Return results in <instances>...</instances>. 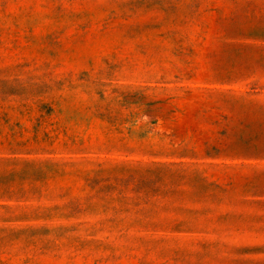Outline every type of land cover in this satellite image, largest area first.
I'll return each mask as SVG.
<instances>
[{"label":"rangeland","instance_id":"374dc122","mask_svg":"<svg viewBox=\"0 0 264 264\" xmlns=\"http://www.w3.org/2000/svg\"><path fill=\"white\" fill-rule=\"evenodd\" d=\"M0 264H264V0H0Z\"/></svg>","mask_w":264,"mask_h":264}]
</instances>
